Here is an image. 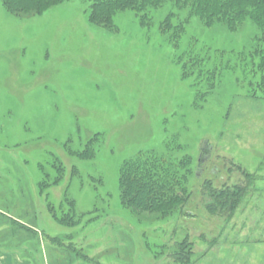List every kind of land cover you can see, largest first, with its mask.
<instances>
[{
	"label": "rangeland",
	"instance_id": "rangeland-1",
	"mask_svg": "<svg viewBox=\"0 0 264 264\" xmlns=\"http://www.w3.org/2000/svg\"><path fill=\"white\" fill-rule=\"evenodd\" d=\"M92 2L30 15L0 0V264H181L170 253L185 239L191 264H264V99L249 95L252 63L238 58L264 47V31L193 18L176 47L160 28L171 3L150 12L151 26L125 10L106 28L89 20ZM193 43L235 66L198 99L177 62ZM96 133L94 158L69 154ZM145 151L192 167V199L167 219L121 202V168ZM246 173L257 179L231 217L208 209L205 180L232 187ZM46 174L63 177L41 189ZM51 206L73 209L79 224Z\"/></svg>",
	"mask_w": 264,
	"mask_h": 264
},
{
	"label": "trees",
	"instance_id": "trees-1",
	"mask_svg": "<svg viewBox=\"0 0 264 264\" xmlns=\"http://www.w3.org/2000/svg\"><path fill=\"white\" fill-rule=\"evenodd\" d=\"M65 1L2 0V4L13 13L35 15ZM168 3H171L177 11H170L161 22L160 28L161 32L176 47H181L183 37L193 18L199 19L205 27L211 28L220 24L230 32L238 31L247 20H250L264 31V0H93L89 20L93 24L113 28L116 26L115 17L120 11L132 10L139 15L141 25L151 26L150 12ZM182 11L188 12V15L184 16ZM263 39L259 38V41L262 42ZM208 50L209 48L197 47L193 43L189 49L177 57L182 77L194 78L193 85L197 87V99L209 89L216 88L224 70L235 68L229 59L227 63L221 65L217 62L218 58L215 54L208 53ZM220 54V59L223 61L226 53L222 51ZM238 58L245 65L252 63L253 68L250 71L253 72L255 80L248 82L249 95L253 98L264 99V47L259 45L250 53H240ZM100 138L101 133H96L86 142L84 149L75 150L69 145L68 152L79 159H92L96 155ZM140 153L138 157L121 168L119 185L122 205L128 206L133 211L155 213L162 219H167L192 199L194 192L189 193L187 186L192 173L190 162L187 158L176 161L155 151ZM58 169L63 174V167L58 166ZM75 169L73 176L80 173L77 168ZM62 177L63 175L57 176L50 181L46 174L40 182L41 189L59 183ZM245 178L247 179L246 184L221 188L215 187L210 180H205L203 192L204 197L208 199V209L213 213L231 217L257 179L252 173H246ZM67 201L71 205V200L67 199ZM50 209L58 221L72 226L79 224V220L77 222L74 220L76 216L73 209L62 210L61 213H57L54 206ZM20 224L27 230L31 228L23 223ZM52 241L58 246H63L58 237L52 238ZM190 245L191 242L185 239L177 244L170 256L181 264H191L193 249ZM162 251L157 252L156 256L163 254Z\"/></svg>",
	"mask_w": 264,
	"mask_h": 264
},
{
	"label": "crops",
	"instance_id": "crops-1",
	"mask_svg": "<svg viewBox=\"0 0 264 264\" xmlns=\"http://www.w3.org/2000/svg\"><path fill=\"white\" fill-rule=\"evenodd\" d=\"M8 257H10L9 262H10L11 264H25V262L22 261V260H20L18 257L16 258L17 260H14L15 257H14V258H12L11 256H8ZM14 261H15V262H14ZM3 262H4V263H3ZM3 262H1V263H2V264H8L6 259H5ZM13 262H14V263H13Z\"/></svg>",
	"mask_w": 264,
	"mask_h": 264
}]
</instances>
